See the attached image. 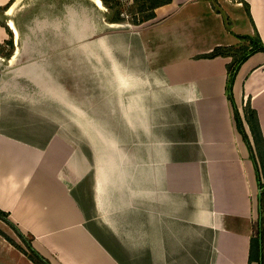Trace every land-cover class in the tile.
<instances>
[{
  "label": "crops",
  "instance_id": "obj_1",
  "mask_svg": "<svg viewBox=\"0 0 264 264\" xmlns=\"http://www.w3.org/2000/svg\"><path fill=\"white\" fill-rule=\"evenodd\" d=\"M217 1L236 17L243 11L247 25L244 32L229 28V41L216 46L239 48L246 40L249 48L250 39L264 44V0ZM9 2L0 0V8ZM214 3L171 0L148 22L177 28L187 27L188 18H220L224 28V16H230L217 12ZM187 9L188 16H180ZM4 36L0 26V39ZM212 49L162 66L168 82L160 91L132 94L123 109L121 140L108 136L92 165L82 151L73 157L63 146L59 151L60 145L0 134V209L32 238L35 250L58 264H249L258 186L226 97L232 56L203 57ZM232 95L251 143L247 102L264 141V52L240 65ZM98 222L121 243L135 242L134 255L118 257ZM7 239L0 234V264H34Z\"/></svg>",
  "mask_w": 264,
  "mask_h": 264
},
{
  "label": "rangeland",
  "instance_id": "obj_2",
  "mask_svg": "<svg viewBox=\"0 0 264 264\" xmlns=\"http://www.w3.org/2000/svg\"><path fill=\"white\" fill-rule=\"evenodd\" d=\"M216 1L217 12L230 16H224V28L220 18L216 22L205 17L186 19L187 27L174 28L173 24L166 28L168 24L155 25L159 20L148 22L150 19L135 24L142 18L137 11L141 0H111L102 8H96L91 0H13L1 7L0 26L5 36L0 39V134L38 146L60 145L59 151L63 146L65 154L73 157L82 151L91 158L92 165L94 155L98 160L103 155V141L108 136L121 140V125L126 118L123 109L132 102V94L160 91L168 82L162 66L195 50L228 42L229 28L245 31V13L236 17L231 7ZM10 7L13 12L7 14ZM188 12L187 9L180 16ZM115 18L122 20L114 23ZM9 20L18 36L9 28ZM245 42H240L242 48L234 55L233 63L246 51ZM222 48L236 51L228 46ZM247 105L248 102L244 107ZM97 175L100 176L99 167ZM258 197L252 238L256 243L257 237L260 239L264 264V194L259 189ZM60 222L56 220L54 224ZM98 224L102 234L114 243L118 257L134 255L135 242L121 243V238L115 239L103 223ZM9 228L0 223V234L32 257ZM47 259L58 264L52 257Z\"/></svg>",
  "mask_w": 264,
  "mask_h": 264
},
{
  "label": "trees",
  "instance_id": "obj_3",
  "mask_svg": "<svg viewBox=\"0 0 264 264\" xmlns=\"http://www.w3.org/2000/svg\"><path fill=\"white\" fill-rule=\"evenodd\" d=\"M13 0H10L9 3H7L4 7H7ZM111 0H102L103 5L107 6L108 3ZM142 4L138 7V12L142 14V18L139 19V21L134 22L139 23L142 21H147L149 19H152L155 17L154 10L162 6L164 4H168L171 2V0H141ZM247 7V12L248 10V5L245 3ZM122 19L120 18H115L112 22H119ZM253 41L252 44H250V41ZM249 45L250 47L246 48L245 52L242 53V55L233 63L235 60V56L237 55L236 53L240 52L242 47L239 48H234L236 51H228L226 52L221 46H216L214 47L211 52L207 53L204 57L206 58H214L218 55H223V54H230L232 56V61L226 65V70H227V83H226V97L230 101L231 106H232V111H233V117H234V122L237 131L240 133L243 141L245 142L250 159L253 163V167L255 170V175H256V181H257V186L260 191V194H264V141L262 137V132L259 126L258 118L256 111L250 107V104L248 103L247 107L244 110V118L249 125L251 134H252V140L254 143H251L247 132L244 128V124L242 121V118L240 116V113L234 103L233 95H232V85L234 82L235 75L240 67V65L252 54L255 52H264V44H262L259 40H249ZM230 47V46H228ZM231 48V47H230ZM229 48V49H230ZM233 49V48H231ZM261 153L263 156H261ZM260 199V196L258 197ZM0 220L5 222L19 237V239L26 245L30 253L32 254L31 260L35 264H51L49 260L45 257H43L37 250H35L30 241L24 236V234L16 227V225L8 218V213L0 209ZM255 242V243H254ZM249 263L252 261L257 262L258 264H261L262 257H261V244H260V239L257 237V243L256 240L251 238L250 241V250H249Z\"/></svg>",
  "mask_w": 264,
  "mask_h": 264
},
{
  "label": "bare ground",
  "instance_id": "obj_4",
  "mask_svg": "<svg viewBox=\"0 0 264 264\" xmlns=\"http://www.w3.org/2000/svg\"><path fill=\"white\" fill-rule=\"evenodd\" d=\"M92 1L95 2L96 5H97L99 8H102V2H101V0H92ZM12 9H13V8L10 7V9L7 11V14H10L11 11H12ZM12 12H13V11H12ZM8 25H9L10 29L13 30L12 32H14L15 36H18V31H17V29H16L14 23L12 22V20H9V21H8Z\"/></svg>",
  "mask_w": 264,
  "mask_h": 264
}]
</instances>
